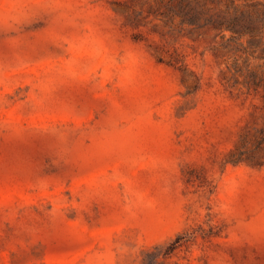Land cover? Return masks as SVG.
Listing matches in <instances>:
<instances>
[{"label":"rangeland","instance_id":"374dc122","mask_svg":"<svg viewBox=\"0 0 264 264\" xmlns=\"http://www.w3.org/2000/svg\"><path fill=\"white\" fill-rule=\"evenodd\" d=\"M0 264H264V0H0Z\"/></svg>","mask_w":264,"mask_h":264}]
</instances>
